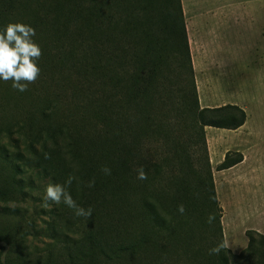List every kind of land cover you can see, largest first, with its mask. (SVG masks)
<instances>
[{"label": "trees", "instance_id": "obj_1", "mask_svg": "<svg viewBox=\"0 0 264 264\" xmlns=\"http://www.w3.org/2000/svg\"><path fill=\"white\" fill-rule=\"evenodd\" d=\"M9 23L29 25L35 35L51 31L59 40L75 29L89 40L92 55L81 65H68L61 56L36 62L40 72L50 64L48 69L68 67L65 95L57 90L28 95V111L0 126L25 145L7 166L1 163L0 200L22 191L17 161L32 164L52 184L66 186L73 176L68 192L79 207L93 210L86 219L69 208L78 227L86 226L79 264H264V234L253 231L240 254L227 249L209 254L223 236L204 127L235 130L245 123L246 111L233 104L200 108L195 84L189 104L176 103V117L191 120L190 141L204 153V176L192 168L182 129L168 125L162 97L168 91L159 82L168 67L166 36L179 39L173 30L180 33L175 46H183L194 83L181 0H160L157 7L154 0H0V32ZM130 30L134 47L125 45ZM154 142L159 146L146 148ZM5 152L0 150L4 161ZM241 161L242 154L231 159L227 153L218 169ZM141 165L146 180L137 179Z\"/></svg>", "mask_w": 264, "mask_h": 264}, {"label": "rangeland", "instance_id": "obj_2", "mask_svg": "<svg viewBox=\"0 0 264 264\" xmlns=\"http://www.w3.org/2000/svg\"><path fill=\"white\" fill-rule=\"evenodd\" d=\"M213 1L215 4L230 5L242 4L249 0ZM154 3L157 7L160 0H154ZM74 31L76 30L69 29L60 36V40L51 31L35 35L32 39L42 49L41 61L61 56L66 57L68 65H81L90 60L92 52L89 49V40L83 33L79 36ZM173 31L179 39L176 35L166 36V41L170 44L164 51L168 67L162 69L163 79L159 84H163L169 92V96L168 92L166 95L162 94L166 102L169 128L182 129L179 135L183 137L184 143L188 144L192 168L197 174L204 176V153L196 143L190 141L192 131L189 125L192 122L180 114L176 117V103L183 101L188 105L193 99L190 93L192 84H195L199 107H204L199 101L194 70V83L190 76L183 46H175L180 43V33L178 30ZM133 33L134 30H130L125 36V45L134 47L130 35ZM137 38L138 33H135L134 39ZM256 40V46L252 45L251 49L241 54L237 79L239 81L236 84L245 90L241 94L246 98L245 110L250 115L248 126L253 135L247 137L233 134L229 129L204 127L209 167L216 199L221 208L220 212L215 211V216H220L221 233L223 240L226 238L229 242L230 247L227 250L231 255H238L247 247L248 231L264 234V69L259 65V61L264 63V34L256 35ZM51 67L52 64L48 66ZM48 68L40 72L37 80L30 83L24 92L14 89L11 80L5 82L0 79L1 127L19 118L23 111H28L24 106H29L28 95L33 97V93L45 91L49 94L52 91L56 93V90L61 97L65 95L64 89L62 90L65 85L63 77L68 67L62 66L55 70ZM257 73L259 75H256ZM24 96L25 102L21 101ZM149 145L146 143V148L154 149L159 146L155 142ZM24 146V141L17 139L15 133L0 132V150L6 151L5 161L0 157V169L3 170L2 164L7 166L20 151H24ZM161 150L163 148L157 149L158 154ZM146 152L148 150L145 149L144 153ZM227 153H230L231 159L237 158L239 153L242 154V161L231 167L218 169ZM16 164L20 172L15 176L23 181L22 191L8 200H0V264H79L84 250L81 238L86 226L83 225L82 229L78 227L79 220L63 202L55 204L49 201L50 207L44 208L43 197L46 195L47 186L52 182L32 168V164H26L24 161H17ZM173 174L178 175L176 171Z\"/></svg>", "mask_w": 264, "mask_h": 264}, {"label": "crops", "instance_id": "obj_3", "mask_svg": "<svg viewBox=\"0 0 264 264\" xmlns=\"http://www.w3.org/2000/svg\"><path fill=\"white\" fill-rule=\"evenodd\" d=\"M181 4L201 106L234 104L247 109L241 94L245 90L236 85L239 62L241 54L257 45L256 35L264 34V0L230 5L181 0ZM259 65L264 69L262 61ZM249 117L247 113L245 123L232 133L252 136Z\"/></svg>", "mask_w": 264, "mask_h": 264}, {"label": "clouds", "instance_id": "obj_4", "mask_svg": "<svg viewBox=\"0 0 264 264\" xmlns=\"http://www.w3.org/2000/svg\"><path fill=\"white\" fill-rule=\"evenodd\" d=\"M35 36V29L23 23H9L4 32H0V79L7 82L11 80L12 87L20 92L27 90L30 83H34L40 74V68L37 61L42 56V49L36 44L32 37ZM46 158H48L46 156ZM102 171L106 175L111 174V169L104 167ZM137 179L146 180L147 173L144 166L137 169ZM74 177L69 176L65 182L66 186L72 184ZM95 181L88 183V187H93ZM60 184H49L46 188V195L43 197V207L49 208L51 201L55 204L63 202L69 208L75 210L77 217L90 219L92 217V208L84 209L79 207L67 187ZM178 211L183 214L184 206H178ZM214 217L209 216L208 223H212ZM230 247L228 240L225 238L218 246L210 249L209 254H219L222 249Z\"/></svg>", "mask_w": 264, "mask_h": 264}, {"label": "bare ground", "instance_id": "obj_5", "mask_svg": "<svg viewBox=\"0 0 264 264\" xmlns=\"http://www.w3.org/2000/svg\"><path fill=\"white\" fill-rule=\"evenodd\" d=\"M205 29V28H204Z\"/></svg>", "mask_w": 264, "mask_h": 264}]
</instances>
